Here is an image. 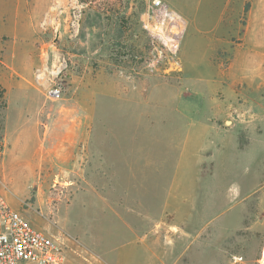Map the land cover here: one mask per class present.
Returning <instances> with one entry per match:
<instances>
[{
    "label": "rangeland",
    "instance_id": "obj_1",
    "mask_svg": "<svg viewBox=\"0 0 264 264\" xmlns=\"http://www.w3.org/2000/svg\"><path fill=\"white\" fill-rule=\"evenodd\" d=\"M2 1L9 82L26 80L41 103L12 113L30 143L2 159L0 193L67 238L65 264H264V0H161V24L152 0ZM85 114L106 129V161L134 164L151 196L119 193L83 167L73 132L58 137ZM169 187L196 193L164 210Z\"/></svg>",
    "mask_w": 264,
    "mask_h": 264
},
{
    "label": "crops",
    "instance_id": "obj_2",
    "mask_svg": "<svg viewBox=\"0 0 264 264\" xmlns=\"http://www.w3.org/2000/svg\"><path fill=\"white\" fill-rule=\"evenodd\" d=\"M3 1L0 0V24L3 25L4 22H9L8 20H4L3 16L5 13V7L3 6ZM9 48L1 47L0 48V89L3 92V100L5 101L6 107L4 108V125L5 127L1 129L3 133H1V157H0V164L2 159L5 156H9L13 159L16 158V154L19 155L23 151V147L30 143V139L26 137L27 132L22 127H10L11 126V119L12 113H16L18 115L26 114L27 111V104L30 105L31 103H36L38 105V111L40 110L39 106L41 103L40 98H36V96L29 95L27 93H31L33 90L31 89V86L26 82L22 81H15L13 84L9 82V70L11 69L10 63H9ZM31 91V92H30ZM13 105V106H11ZM67 114L61 113V115H58V118L56 120H69L67 117ZM19 117V116H18ZM26 116H24L25 119ZM88 115H84L83 122L87 123L86 127H82L81 130L77 131L78 133L74 132V129H70L69 125L65 123V127H63L61 130V133L58 132V137H65L66 135L69 136V133L67 132H73L70 139L67 140V144L71 147H79L81 146L82 150L85 149L86 155L83 167H85L87 170L93 167H96L99 169V178H103V180L106 183H114L116 186V189L119 187V193H126L130 194L131 198L133 195H137L138 193H142L141 190L144 188V193L146 196H151L153 194L152 188L141 186V184H148L151 183L150 180H148L146 177L138 176V174H135L136 167L134 164H131L130 161H118L115 160L113 164H109L106 161V146L104 145V142L106 140V129H91L88 126ZM80 132V133H79ZM98 136V146L96 149H92L93 143H94V137ZM116 137V136H115ZM110 141V140H108ZM26 143V144H25ZM118 144V145H117ZM105 146V147H104ZM113 151L117 158L120 156L117 155L120 154L121 151V145L120 143L113 142ZM117 148V149H116ZM19 158H21L19 156ZM96 158V159H95ZM130 163V164H129ZM121 165L126 166L128 168V171L122 172L121 171ZM113 167L112 172H110L112 175L108 174V170ZM133 166V168H132ZM119 168V169H118ZM102 180V179H101ZM185 181L182 177H173L171 180V184H178ZM192 182V181H191ZM197 182V181H196ZM194 181V183H196ZM140 184V185H139ZM175 188V186H174ZM173 187H169L168 190L164 194V204L163 208L164 210L169 206L168 202L172 199H174V196L179 200V203H182L181 205L184 206L186 199L184 197L193 195L196 192L193 191L186 193V191H175ZM179 189V188H177ZM174 190V193H173ZM186 195V196H185ZM181 199V200H180ZM182 209V208H181ZM180 210V209H179ZM192 214L189 213L187 216V220L191 222L193 221V216L191 218ZM192 224V223H190ZM191 227V226H190ZM66 246H69L68 240L66 241ZM68 250L69 248L66 247ZM180 258V254L178 255L177 259L174 261V264L177 263V261ZM73 260V259H72ZM71 261V259H70ZM97 264L98 261L96 260ZM106 264H111L112 262H105ZM90 264H96L94 261V258L90 262Z\"/></svg>",
    "mask_w": 264,
    "mask_h": 264
},
{
    "label": "built area",
    "instance_id": "obj_3",
    "mask_svg": "<svg viewBox=\"0 0 264 264\" xmlns=\"http://www.w3.org/2000/svg\"><path fill=\"white\" fill-rule=\"evenodd\" d=\"M151 19L162 23L168 13L161 0H152ZM59 85L49 90L59 100ZM67 238L49 235L33 228L0 193V264H65Z\"/></svg>",
    "mask_w": 264,
    "mask_h": 264
},
{
    "label": "trees",
    "instance_id": "obj_4",
    "mask_svg": "<svg viewBox=\"0 0 264 264\" xmlns=\"http://www.w3.org/2000/svg\"><path fill=\"white\" fill-rule=\"evenodd\" d=\"M247 8H248V6H245L244 10L246 11ZM1 98H2V91H0V100H1ZM0 131H1V126H0Z\"/></svg>",
    "mask_w": 264,
    "mask_h": 264
},
{
    "label": "bare ground",
    "instance_id": "obj_5",
    "mask_svg": "<svg viewBox=\"0 0 264 264\" xmlns=\"http://www.w3.org/2000/svg\"><path fill=\"white\" fill-rule=\"evenodd\" d=\"M58 72V71H57ZM40 77H43V75L42 74H40ZM26 144V143H25Z\"/></svg>",
    "mask_w": 264,
    "mask_h": 264
}]
</instances>
